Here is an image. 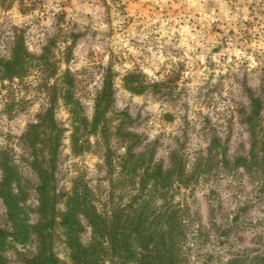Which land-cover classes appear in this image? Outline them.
Segmentation results:
<instances>
[{
  "label": "rangeland",
  "instance_id": "374dc122",
  "mask_svg": "<svg viewBox=\"0 0 264 264\" xmlns=\"http://www.w3.org/2000/svg\"><path fill=\"white\" fill-rule=\"evenodd\" d=\"M17 35L34 55L52 49L55 61L73 45L69 63L60 66L72 72L89 121L111 69L114 121L123 120L126 131L140 137V149L154 148L164 166L172 154L182 157L191 178L176 195L191 217L186 264H264V191L259 179L233 164L250 151L249 92L264 114V0H0L2 56H9ZM130 74L156 83L157 92L127 90L124 78ZM36 81L0 85V151L19 166L31 224L39 219L37 179L20 137L47 106ZM56 117L68 130L56 172L58 191L86 187L99 211H106L104 148L96 146L101 141L92 137L90 150L73 151L62 102ZM214 139L225 148L230 167L224 169L217 158V166L195 170ZM116 141L112 147L119 149ZM83 223L86 243L90 230ZM0 227L9 228L1 200ZM36 251L34 237L24 245L13 242L4 264H24ZM54 253L59 264H75L60 227Z\"/></svg>",
  "mask_w": 264,
  "mask_h": 264
},
{
  "label": "trees",
  "instance_id": "16d2710c",
  "mask_svg": "<svg viewBox=\"0 0 264 264\" xmlns=\"http://www.w3.org/2000/svg\"><path fill=\"white\" fill-rule=\"evenodd\" d=\"M72 47L67 45L65 57L55 61L52 49L46 47L40 55H34L25 38L17 35L9 56L0 54V85L28 82L36 77L37 87L47 99L46 108L20 137L37 179L39 219L35 224L30 223L27 186L19 166L8 151H0V200L9 224V228L0 227V264H4L13 242L24 245L33 237L37 251L24 264H59L54 253V236L59 227L64 229L75 264H186L191 217L188 208L176 199L181 187L188 186L191 180L186 163L174 153L170 164L164 166L156 160L154 148L140 149V137L126 131L123 120L114 121L115 83L111 69L104 76L89 121L75 95L72 72L69 69L63 72L60 66L69 63ZM124 86L137 95L148 90L157 92V84L140 74L126 76ZM249 100L251 110L245 123L250 151L248 157L233 164L259 179L264 191V114L261 101L252 92ZM60 102L70 116L72 150H90L92 137L101 141L96 145L100 150L104 148L109 182L106 211H99L86 187H76L70 193L58 191L56 172L68 132L56 117ZM114 140L120 144L119 149L112 147ZM225 151L221 142L214 139L206 156L197 161L195 170L217 166V158H221L218 164L224 169L230 167ZM61 201L65 210L58 214ZM83 221L90 230L86 243L81 237L85 231Z\"/></svg>",
  "mask_w": 264,
  "mask_h": 264
}]
</instances>
